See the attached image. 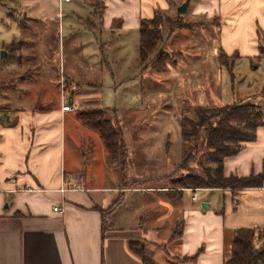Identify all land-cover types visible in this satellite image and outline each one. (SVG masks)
<instances>
[{
    "label": "crops",
    "instance_id": "obj_1",
    "mask_svg": "<svg viewBox=\"0 0 264 264\" xmlns=\"http://www.w3.org/2000/svg\"><path fill=\"white\" fill-rule=\"evenodd\" d=\"M89 1L69 0L62 10L59 0L58 9L48 5V0H18L23 18L16 21L18 36L1 43L0 49L18 44L15 66L30 70V59L20 54L32 43L23 39L25 33L39 34L52 23H57L61 32L64 21L75 24L72 26L79 27L78 30H87L89 18L95 26L94 31L90 28L89 31L97 42L99 54L94 61L89 60L91 57L83 52L88 44L84 31L80 34L78 30H69L66 41L75 58L71 61L66 56L69 61L60 63L65 82L63 92L70 100L67 104L78 109L110 108L103 104L102 77L107 76L112 61L121 65L118 73H110L113 90L124 97L116 101V96L115 108H122L121 112L126 114L137 113L143 106L138 102L140 87L139 92L130 94L131 75L126 71L129 64L136 72L144 70L139 64L140 20L168 11L172 0H101L103 9L93 15ZM187 12L191 18L204 17L193 21L205 23V27L198 29H215L217 51L221 49L229 56L236 54L237 60L257 56V31L264 33V0H191ZM5 14L10 19L14 17L11 12ZM29 21L31 27H27ZM62 45L65 47V40ZM134 47L136 52L127 58L128 49ZM110 49L115 50L111 58L107 56ZM222 69L218 53L214 57L199 53L184 64L176 60L175 84L162 75V90L169 95L153 108L157 115L141 124L137 113L129 127L118 119L128 152L126 181L138 182L127 187L121 185L120 167L109 161L98 133L78 120L76 110H62L66 103L55 108H30L27 96L34 97L32 93L27 95L22 85L33 82L27 81L24 74L0 85V264H148L130 249L131 240L143 243L145 255L156 264H169L172 257L190 256L198 251L193 264H224L230 255L235 229L264 227V186L240 189L235 197L229 190L184 189L182 197L185 191H190L194 208L183 211L188 217L182 218L180 237L173 239L169 228L149 226V220L157 224L158 219L150 216L141 223L139 205L134 202L140 192L135 186L141 182L149 186L158 180L164 182L176 170L180 159H171L173 133L181 142L178 118L172 117L176 108L191 110L196 106L222 105L219 103ZM0 73L5 76V69L0 67ZM172 90L185 93L192 102L184 99L183 103H172L168 100ZM225 92L234 94L229 85ZM22 95L25 104L21 103ZM129 96H135V101L129 100ZM236 100L243 99L230 103ZM263 161L264 126L257 129L254 142L224 159V174H257L262 171ZM156 189L164 194L171 190L169 184ZM200 190L209 191L203 201L206 207L197 204ZM216 192L219 196H212ZM193 193L197 194L196 200L191 198ZM120 195L121 203L107 211Z\"/></svg>",
    "mask_w": 264,
    "mask_h": 264
},
{
    "label": "rangeland",
    "instance_id": "obj_2",
    "mask_svg": "<svg viewBox=\"0 0 264 264\" xmlns=\"http://www.w3.org/2000/svg\"><path fill=\"white\" fill-rule=\"evenodd\" d=\"M184 0H172L170 2V9L168 11L159 12L157 14L158 18H161V31L163 36V41L160 42L156 50L163 49L165 50L170 59L167 62L169 68L167 70H154L150 67L143 68V71H135V67L130 65V68L126 71L127 74L131 75V80L128 82V86H131L132 91L130 94L133 95L134 92H139L140 87V97L138 102L140 101L143 106L139 107V111L137 113L126 114L121 112L122 108H115V98L118 95L116 101L122 100L124 97H121L119 91L117 90V94L114 93L113 82L110 78L111 71H115L116 73L119 72L120 66L116 62H110V65L107 68V76L102 77L103 79V86H102V99L103 104L107 107L114 108L117 110V118H121V124L123 126L129 127V123L139 115L140 122L147 123L152 120L153 117L157 115L153 108L155 109L156 104L158 102L162 103V100H167V92L162 90L163 79L162 75H165L168 80L172 79V83L175 84V79L177 78L178 71L175 70V62L176 60L181 64L187 63L190 58L197 57L200 54L207 56V57H214L216 53H218V62H219V55L222 58L223 54L220 53V50L216 49L215 45L218 44V33H215V29L212 27H208L207 30L205 29H198L200 26L195 27L191 30L190 29H183L182 30H175L173 32H169V27L176 23V19L179 16L177 12V8ZM65 3H61V9L63 10L65 7ZM89 4L91 1L88 2ZM0 45L5 44L11 38L18 36L17 26L19 19L23 20L22 12H20L18 0H1L0 1ZM48 5H51L54 9L59 8L58 0L57 4L55 0H48ZM64 5V6H63ZM67 5V4H66ZM7 11H5V10ZM11 12L14 17L10 19L7 17L5 13ZM183 15L182 21L186 23H192L194 20H203L204 17L201 18H191L189 16V12H186ZM15 20V21H14ZM168 20H170L171 24L168 25ZM95 24L99 28L100 22H98V17H94ZM180 20L177 21L179 23ZM202 23V22H198ZM204 23V22H203ZM33 24L29 21L27 23V27H31ZM71 22L64 21L62 26V31L58 32L57 23H52L47 28H43L39 34H35L32 32H27L23 35V39L31 40V44L29 47H25L20 51V54L27 59H30V70H25V67L16 68L15 62L16 50L18 44H13V48L11 50L10 46H6L4 49H0V67L1 70L5 69V76L3 73H0V85H3L4 82H8L11 79H15L19 74H24L27 78V81L33 83H27L22 85V88L26 90V94H30L34 98H30L27 96V105L32 107H56L60 105V103H69L68 96L63 92V76H61L60 63L65 60V62L74 60V51L70 50L69 42L66 41L69 38V30L74 29L77 31L79 27L72 26ZM205 27V26H203ZM197 29V30H196ZM87 30H78V32L84 31V36H87L86 42L88 43L83 52L87 54L89 60L94 61L95 56L97 53L99 54L97 47V42L95 41L92 33ZM94 31V30H92ZM78 34H76L77 36ZM169 35L172 37L168 38ZM75 36V37H76ZM37 37V38H36ZM97 38V37H96ZM61 40V41H60ZM65 40V47L62 45V41ZM68 40V39H67ZM61 45L58 46V44ZM206 46V47H204ZM211 46V47H210ZM59 47V48H58ZM189 47V48H186ZM18 51V50H17ZM1 52L5 53V57L1 58ZM136 52V48L134 47L132 50L128 49L127 58ZM216 52V53H215ZM80 53V52H79ZM115 53V50H107V56L109 58ZM101 55V54H100ZM154 55L150 56V59L153 58ZM78 58V57H76ZM182 58V59H181ZM235 58V57H234ZM175 60V61H174ZM223 62H232L228 61L224 58L221 59ZM237 58L233 59V62L236 61ZM25 61V60H24ZM124 63H126L124 61ZM167 66V67H168ZM219 66L222 68V65L219 62ZM171 68V69H170ZM112 69V70H111ZM35 71V72H34ZM63 72V70H62ZM180 72V71H179ZM28 75V76H27ZM119 75V74H117ZM233 81L228 74L226 69H222V79H221V90L219 95V103L220 104H228L235 99L242 98L244 102H249L252 104H256L261 108H264V60H257L255 58L251 59H241L239 58L235 64V69L233 71ZM62 78V79H61ZM9 79V80H8ZM31 79H35L32 81ZM14 81V80H11ZM167 80L164 82L166 83ZM177 84V83H176ZM232 86L234 91L233 96L230 93L225 92L227 90V86ZM8 87V86H7ZM5 88V85L2 87ZM161 89L160 91H158ZM225 90V91H224ZM233 97V98H232ZM135 96H129V100L133 99L135 101ZM232 98V99H231ZM172 101V103H183L184 99H186V94H181L179 91H173L171 93V97L168 100ZM187 100V99H186ZM188 102H192V100L188 99ZM238 101V100H236ZM199 102V99H198ZM21 103L25 104L24 96H21ZM153 103V105H152ZM202 103L201 100L199 104ZM118 104V103H117ZM136 104V103H135ZM140 104L138 103V106ZM136 106V107H138ZM117 107V106H116ZM178 107V106H176ZM182 111V108H176L175 113H179ZM137 114V115H135ZM187 114V113H186ZM67 121V120H66ZM174 130V128H173ZM172 130V131H173ZM177 135L173 133V141L171 147L173 148L171 159H175L176 157L180 159V148L181 142L179 139L177 140ZM161 180H158L159 182ZM153 183L151 186L147 184V182H141L139 185L135 186L139 188L140 192L137 195L134 202H137L139 205L140 211V219L141 223H144L146 218H153L154 220L158 219L159 223L154 224V221L149 220V226L154 227L159 226V228L163 230H167L168 228L170 231L175 230L177 227V231H180L183 226L182 218L188 217L187 215L183 214L185 209L194 208V204L190 201L191 192L185 191L183 193V197L181 200H171L165 192L158 191L156 189L157 186H162L163 184H168V181L165 180L164 182L161 181L159 183ZM166 182V183H165ZM170 192V191H168ZM209 191L200 190L198 194V203H203L205 199V195H207ZM214 197L219 196V193H212ZM160 201H163L160 203ZM121 203V202H120ZM142 207V208H140ZM182 208V210H181ZM180 235H176L174 238H179ZM144 252V250H143ZM145 255V253H144ZM146 256V255H145ZM147 257V256H146ZM149 258V257H147ZM150 259V258H149ZM169 264H193L191 262H184L180 260L171 259Z\"/></svg>",
    "mask_w": 264,
    "mask_h": 264
},
{
    "label": "trees",
    "instance_id": "obj_3",
    "mask_svg": "<svg viewBox=\"0 0 264 264\" xmlns=\"http://www.w3.org/2000/svg\"><path fill=\"white\" fill-rule=\"evenodd\" d=\"M92 15L103 9L101 0H90ZM142 18L139 25V64L143 68L150 67L154 70H164L170 59L169 54L163 50H156L157 45L163 41L161 31V18ZM183 15L176 19V23L169 27V32L183 29H193L203 26L205 23H186L182 21ZM88 27L95 29L89 18ZM179 23H177V21ZM93 22V21H92ZM170 26V20L167 21ZM24 23V22H23ZM22 27L24 25L22 24ZM258 54L254 58L264 60V33L258 29ZM13 47V44L10 48ZM224 59L232 62H223L219 55V62L225 68L233 81V69L238 58L236 54L227 55L219 49ZM153 58L150 59V56ZM235 57V58H234ZM28 76V75H27ZM88 87H97L95 84H88ZM2 109V108H0ZM78 120L95 130L105 145L110 162H116L120 167L121 185L127 187L136 185L138 182H127L125 171L127 168V147L123 139V130L119 125L114 108H82L75 109ZM187 113V114H186ZM180 125V136L182 142L180 160L176 170L170 176L165 177L168 181L170 192L166 195L171 200H180L184 189H221L229 190L233 196L236 191L243 188H260L264 186V161L260 173L242 176L239 174H224V159L236 155L247 144L256 139V132L259 127L264 126V108L256 104L242 100L224 104L221 106H196L191 110L182 108L176 113ZM150 181V180H149ZM120 195L114 205L107 211L113 209L122 200ZM105 214V212H103ZM182 229L173 231L171 238L181 235ZM130 249L148 264H156L144 255V245L137 240L129 242ZM198 252L190 256L174 260L184 262H195ZM224 264H264V227L238 228L233 231L230 255Z\"/></svg>",
    "mask_w": 264,
    "mask_h": 264
},
{
    "label": "built area",
    "instance_id": "obj_4",
    "mask_svg": "<svg viewBox=\"0 0 264 264\" xmlns=\"http://www.w3.org/2000/svg\"><path fill=\"white\" fill-rule=\"evenodd\" d=\"M63 1L68 2L69 0H59L60 3H62ZM75 109H77V106L72 105V104H63L62 105V110H64V111H70V110H75ZM193 191H195V189H193ZM191 198H192V200H196L197 194L193 193ZM54 210L58 211V212H62L61 209H59L58 207H54Z\"/></svg>",
    "mask_w": 264,
    "mask_h": 264
},
{
    "label": "water",
    "instance_id": "obj_5",
    "mask_svg": "<svg viewBox=\"0 0 264 264\" xmlns=\"http://www.w3.org/2000/svg\"><path fill=\"white\" fill-rule=\"evenodd\" d=\"M190 1L191 0H184L180 5L179 7L177 8V12L178 14H185L188 10V6L190 4ZM5 56V53L4 52H1V57H4ZM207 204H202L203 207H206Z\"/></svg>",
    "mask_w": 264,
    "mask_h": 264
}]
</instances>
